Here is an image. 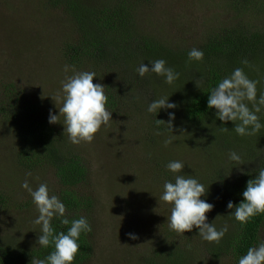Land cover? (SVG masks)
<instances>
[{"label": "trees", "instance_id": "16d2710c", "mask_svg": "<svg viewBox=\"0 0 264 264\" xmlns=\"http://www.w3.org/2000/svg\"><path fill=\"white\" fill-rule=\"evenodd\" d=\"M90 1L93 9L88 8ZM207 2L220 8L213 19L210 16L207 27L191 26L195 23V11L192 10L178 17L179 20L171 26L163 20L165 27L159 30L149 29L155 27L156 19L149 15L142 19L139 15L147 6H151L153 12L157 7L155 0H40L37 4L38 8L46 11L52 7L66 11L68 17L73 18L72 30L76 39L62 43V61L72 66L71 71L96 73L93 83L105 86L106 108L113 117L124 121L125 115L122 114L127 110L135 114L143 108L140 113L145 116L144 121H140L142 124L133 130L143 139L148 156H152L153 169L162 177L160 183L174 182V175L166 167L172 160L184 162L186 168L183 173L186 175L205 170L204 177L194 176L206 188L209 187L207 196L202 197L214 205L207 213L208 222H214L218 230L227 226L225 236L218 243H208L198 236V230L194 228L184 234L193 233L199 239L198 245L192 248L189 241L175 244L170 237L177 238L178 234L167 224L165 230L169 232L162 241L142 253L144 264H199L194 258L196 253L214 262L230 258L231 264H238L248 248L261 241L264 214L241 225L234 217L228 216L230 210L227 205L229 201L238 205L248 180L254 179L264 168V128L255 135L240 137L232 131V122L223 125L216 120L215 109L209 110L207 101L211 89L238 67L244 68L250 79L259 81L258 95L264 93V0ZM85 13L90 17L82 21ZM193 48L203 50L202 61H189L188 53ZM156 59H165L168 66L180 73L179 79L168 85L163 77L154 73L141 78L136 71L139 65ZM243 60L248 64L244 65ZM138 88L157 92L154 99L169 96V102L177 105L176 109L167 110L174 111L176 115L172 129L166 124L168 115L165 110L158 114L148 113V102L139 107L147 96ZM3 104H0V125L5 127L2 130L4 135L15 142L19 167L27 173L49 171L59 185L53 194L65 203L67 218L72 220L83 216L89 221L94 198L80 192L77 187L90 178V164L78 144H72L64 133L63 116L56 124H50V111L46 114L36 104L35 109L29 112L32 116L22 117H16L19 105ZM51 112L59 115V108L55 106ZM258 115L264 123V111ZM157 119L166 123L157 125ZM221 126H226L229 131ZM210 127L215 133L213 142L209 139L213 145L209 150L195 143L203 133L210 137ZM169 138L173 142L165 146L164 142ZM103 142L106 143L105 139ZM114 142V139L110 140L111 144ZM233 150L242 156L243 165L229 160L228 155ZM186 156L193 161L187 164ZM192 164L199 168L192 170ZM168 210L171 214V205ZM52 225L57 233L67 232L70 227L62 225L59 219H54ZM37 239L27 249L21 248L18 242L0 246V264H34L35 260L47 257L54 250L53 246L38 247ZM88 239L87 233L81 234L80 251L74 264H85L92 257V244Z\"/></svg>", "mask_w": 264, "mask_h": 264}, {"label": "rangeland", "instance_id": "374dc122", "mask_svg": "<svg viewBox=\"0 0 264 264\" xmlns=\"http://www.w3.org/2000/svg\"><path fill=\"white\" fill-rule=\"evenodd\" d=\"M155 1L157 7L153 12L151 6L139 12L142 19L149 15L157 20H154V28L149 27L153 30L164 28L163 20L171 26L178 17L192 10L195 11V23L191 26L202 29L207 27L210 16L213 19L220 12L218 6L207 2L210 0ZM38 2L40 0H0V104L19 105L16 117L32 116L29 112L35 109V104L46 114L54 111L55 106L60 108L62 82L74 74L71 70L65 72L66 64L60 51L62 43L76 39L72 30L73 18L54 7L42 10L38 8ZM91 4L90 1L89 9H93ZM89 17L85 13L82 21ZM138 90L147 96L139 107L150 103L157 95L149 89ZM142 111V107L135 114L127 110L122 114L124 121L112 116L92 142L78 144L91 171L88 181L77 190L94 198V208L89 212L91 231L87 232L93 252L85 264H144L142 253L147 252L145 249L162 241L169 232L165 230L170 216L169 204L160 200L164 190V184L160 183L162 177L154 171L152 156H148L143 139L135 131L136 126L142 124L140 121H144ZM4 128L0 125V246L18 242L21 248L27 249L38 237L40 226L34 223L38 213L30 202L32 197L21 185L27 180L35 189L39 184L47 183L50 194L59 185L49 171L29 172L31 175H28L19 167L15 142L4 135ZM214 133L210 127V137L203 133L195 144L210 150L213 145L209 139L213 142ZM111 139L116 143L111 144ZM185 159L187 164L193 161L189 156ZM198 168L192 164V170ZM204 172L192 174L200 178L204 177ZM128 233L137 234L138 239H130ZM170 239L175 244L189 241L192 248L199 243L193 233ZM261 240H264V223ZM196 256L199 264H231L230 258L214 262L203 254L196 253Z\"/></svg>", "mask_w": 264, "mask_h": 264}, {"label": "clouds", "instance_id": "9594fccd", "mask_svg": "<svg viewBox=\"0 0 264 264\" xmlns=\"http://www.w3.org/2000/svg\"><path fill=\"white\" fill-rule=\"evenodd\" d=\"M204 52L193 48L188 53L189 61H202ZM244 65L248 64L243 60ZM72 66L65 65V72ZM138 75L143 78L148 73H154L164 78L168 85L179 79L180 73L168 66L165 59H156L148 64L141 63L136 69ZM62 82V106L59 115L50 111L49 123L56 124L63 116L64 133L67 134L72 144L81 142L90 143L103 125L111 120L112 112L106 108L108 97L105 94V86L101 83H93L96 73L93 71L75 72ZM258 80L250 79L244 68L238 67L233 72L218 82L208 95V109H215V118L227 125L234 124V131L240 137L257 134L264 123H261L258 113L264 111V93L258 95ZM169 96H160L152 100L147 106L148 113L158 114L165 110L168 122L157 119V125L166 123L171 129L176 119L175 103L169 102ZM215 123V122H214ZM229 131L226 126H221ZM160 133L157 131L156 133ZM172 138L165 140V146L172 143ZM231 162L243 165L242 156L235 150L228 155ZM168 171L174 175L172 180L165 181L160 200L171 205V214L167 218V224L171 231L178 235L198 230V236L205 242L218 243L228 231L227 226L217 229L214 222H208L207 213L214 208L207 199H202L208 194V188L194 175L183 173L185 164L180 160L169 161L166 165ZM183 173V174H181ZM28 175H31L30 173ZM21 187L32 197V202L38 213L34 223L40 226L37 244L38 247L54 250L44 259H37L34 264H74L80 251L79 240L82 233L91 231V226L86 217L69 220L66 216V205L55 194H50L47 183H41L33 189L25 180ZM243 199L238 205L229 201L227 207L230 210L228 216L235 218L241 225L247 224L254 217L264 214V168L258 171L254 179L247 182L246 189L242 193ZM234 209V211H233ZM54 219H59L62 225H70L67 232L57 233L52 225ZM132 240L138 239L135 233H128ZM185 236V235H184ZM238 264H264V240L257 245L248 248L246 254L239 258Z\"/></svg>", "mask_w": 264, "mask_h": 264}]
</instances>
